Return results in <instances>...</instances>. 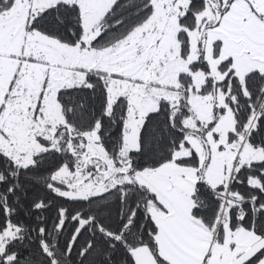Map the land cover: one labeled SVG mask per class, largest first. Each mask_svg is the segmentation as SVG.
Segmentation results:
<instances>
[{"label":"snow or ice","instance_id":"1","mask_svg":"<svg viewBox=\"0 0 264 264\" xmlns=\"http://www.w3.org/2000/svg\"><path fill=\"white\" fill-rule=\"evenodd\" d=\"M0 264H264V0H0Z\"/></svg>","mask_w":264,"mask_h":264}]
</instances>
